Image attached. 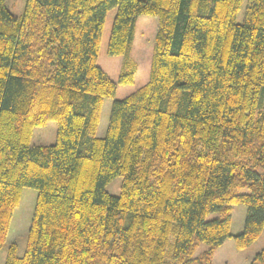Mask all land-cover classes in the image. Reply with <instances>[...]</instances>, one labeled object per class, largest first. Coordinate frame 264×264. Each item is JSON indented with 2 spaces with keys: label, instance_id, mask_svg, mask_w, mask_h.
Segmentation results:
<instances>
[{
  "label": "trees",
  "instance_id": "obj_1",
  "mask_svg": "<svg viewBox=\"0 0 264 264\" xmlns=\"http://www.w3.org/2000/svg\"><path fill=\"white\" fill-rule=\"evenodd\" d=\"M244 1L26 0L16 16L0 0V250L24 188L38 191L27 250L12 243L5 264H213L228 239L244 250L260 237L264 0H248L240 24ZM114 7L108 53L125 55L122 84L138 69L137 17L159 28L149 81L114 102L98 137L117 90L98 65ZM50 121L56 142L32 146ZM236 205L247 215L233 235Z\"/></svg>",
  "mask_w": 264,
  "mask_h": 264
},
{
  "label": "rangeland",
  "instance_id": "obj_2",
  "mask_svg": "<svg viewBox=\"0 0 264 264\" xmlns=\"http://www.w3.org/2000/svg\"><path fill=\"white\" fill-rule=\"evenodd\" d=\"M26 0H7V5L10 10L16 15L21 16L24 11ZM248 0L244 1V5L240 10L237 23H243L245 20L246 6ZM117 13V8L110 9L107 13L104 31L101 39V45L98 54V65L109 75V77L117 84V90L113 98H107L104 101L100 125L97 136L104 137L110 123V116L113 104L116 100L126 98L143 87L150 79V69L154 47L156 43V34L159 28V17L156 15H139L136 19V28L134 33L133 44L131 48V57L137 63V72L135 80L131 84L120 83V75L125 60V55H110L108 46L111 36V31L114 23V18ZM264 106V99L260 103V108ZM58 123L50 121L44 127H37L34 130L31 145H51L57 140ZM123 183V176L115 177L108 185L107 190L112 195H119ZM38 191L36 189L26 187L23 190L22 199L19 206L15 209L12 221L10 224L6 242L0 250V264L6 263L9 247L12 243L18 245V255L23 256L27 250V242L32 219L35 213ZM235 226L233 230L237 231V223H245L247 209L243 205L234 206ZM243 216L239 219V213ZM218 213L211 214L208 219L218 218ZM232 244V249L227 250L228 245ZM208 249L205 243L200 244L195 255H200ZM224 249L227 250L225 258L226 263L219 261V256H222ZM264 249V230L260 237L248 248L237 250L233 239L227 240L225 247L219 249L215 256L216 264H251L253 258ZM215 255V254H214ZM214 264V258H213Z\"/></svg>",
  "mask_w": 264,
  "mask_h": 264
},
{
  "label": "crops",
  "instance_id": "obj_3",
  "mask_svg": "<svg viewBox=\"0 0 264 264\" xmlns=\"http://www.w3.org/2000/svg\"><path fill=\"white\" fill-rule=\"evenodd\" d=\"M234 209V208H233ZM247 213V212H246ZM233 214H234V210H233ZM232 214V226H231V233L233 234V235H236V234H238V233H240L243 229H244V225H245V223L242 225V222H240V223H237V231H234L233 230V226H235V221L236 220H234V215ZM247 215V214H246ZM241 216H243V213L242 212H240L239 213V219H241ZM229 240V239H228ZM227 242V241H226ZM226 242L219 248V249H222L223 247H225V244H226ZM232 244H229L228 245V248H226L227 250H231L232 249ZM218 249V250H219ZM226 249H224V251L222 252V256H219V261L220 262H225L226 263V260H227V258H225V254H226V252H227V250ZM217 250V251H218ZM217 251H216V253H217ZM216 253H215V255H214V264H216V262H215V256H216Z\"/></svg>",
  "mask_w": 264,
  "mask_h": 264
}]
</instances>
